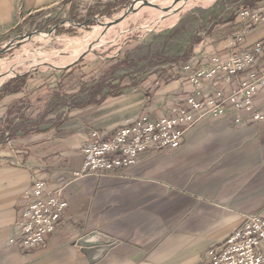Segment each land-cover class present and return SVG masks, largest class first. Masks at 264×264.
<instances>
[{"label": "crops", "instance_id": "obj_1", "mask_svg": "<svg viewBox=\"0 0 264 264\" xmlns=\"http://www.w3.org/2000/svg\"><path fill=\"white\" fill-rule=\"evenodd\" d=\"M64 1L0 0V35ZM263 5L264 0H230L220 19L208 20L200 38L158 80L154 74L123 95L110 94L99 83L55 124L57 109L75 97L73 80L81 71L76 62L37 80L21 74L1 85L0 264H210L211 248L247 215L264 214V121L237 125L230 114L216 120L203 116L177 149L148 152L122 172L74 174L93 131L110 138L145 113H167L169 98L193 93L189 76L209 61L203 53L249 49L264 39V23L251 25L238 15L242 7ZM156 58L163 59L147 52L142 60L153 65ZM255 106L264 113V88ZM35 178L61 192L69 205L46 242L26 252L18 243V223L23 193Z\"/></svg>", "mask_w": 264, "mask_h": 264}, {"label": "rangeland", "instance_id": "obj_2", "mask_svg": "<svg viewBox=\"0 0 264 264\" xmlns=\"http://www.w3.org/2000/svg\"><path fill=\"white\" fill-rule=\"evenodd\" d=\"M189 1L125 0L114 8L118 0H66L46 8L34 21L3 38L0 35V86L15 75L29 74L37 80L76 62L81 71L73 80L78 84L75 97L57 109L55 124L65 118L74 101L87 98L99 83L110 94L123 95L154 74L158 80L166 67L178 64L175 58L191 41L200 38L208 20L220 19L230 0H194L187 6ZM175 14L174 21L161 23ZM147 52L163 59L147 65L142 60ZM169 57L174 59L166 61ZM22 107L25 112L29 109L25 102Z\"/></svg>", "mask_w": 264, "mask_h": 264}, {"label": "built area", "instance_id": "obj_3", "mask_svg": "<svg viewBox=\"0 0 264 264\" xmlns=\"http://www.w3.org/2000/svg\"><path fill=\"white\" fill-rule=\"evenodd\" d=\"M238 15L251 25L264 23V5L242 7ZM248 32L243 31L236 40ZM203 54L209 61L189 76L193 93L169 99L172 105L167 113L158 117L143 114L110 138L93 131L83 148L84 163L75 176L122 172L148 152L177 149L185 142L189 128L203 116L216 120L230 114L237 125L264 121V113L255 106L264 88V39L249 49ZM185 69L190 70V65ZM68 205L61 192L50 190L46 181L35 178L23 193L20 247L29 252L42 246L57 229ZM208 260L210 264H264V214L247 215L223 243L208 251Z\"/></svg>", "mask_w": 264, "mask_h": 264}, {"label": "bare ground", "instance_id": "obj_4", "mask_svg": "<svg viewBox=\"0 0 264 264\" xmlns=\"http://www.w3.org/2000/svg\"><path fill=\"white\" fill-rule=\"evenodd\" d=\"M194 3V0H191V1H189V3L187 4V6L188 5H191V4H193ZM138 11V10H137ZM177 18V14H175V15H173V16H168L167 18H165V20H163V21H161V23H165L166 24V22H172V21H174L175 19ZM156 23V22H155ZM174 23V22H173ZM120 24V23H119ZM171 24V23H170ZM153 26V25H152ZM92 35H96L95 33H93ZM93 37V36H92ZM92 37H89V38H92Z\"/></svg>", "mask_w": 264, "mask_h": 264}, {"label": "trees", "instance_id": "obj_5", "mask_svg": "<svg viewBox=\"0 0 264 264\" xmlns=\"http://www.w3.org/2000/svg\"><path fill=\"white\" fill-rule=\"evenodd\" d=\"M255 6V5H254ZM25 75H27V74H25ZM25 75H23V76H25ZM19 77V75L18 76H15L14 78H18ZM14 78H12V79H14Z\"/></svg>", "mask_w": 264, "mask_h": 264}, {"label": "water", "instance_id": "obj_6", "mask_svg": "<svg viewBox=\"0 0 264 264\" xmlns=\"http://www.w3.org/2000/svg\"><path fill=\"white\" fill-rule=\"evenodd\" d=\"M170 11H173V10H170ZM19 75H21V74H19ZM16 76H18V75H16Z\"/></svg>", "mask_w": 264, "mask_h": 264}]
</instances>
